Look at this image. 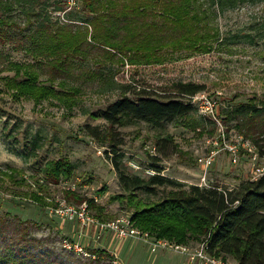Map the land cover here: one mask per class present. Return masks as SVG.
I'll return each mask as SVG.
<instances>
[{
    "label": "rangeland",
    "instance_id": "374dc122",
    "mask_svg": "<svg viewBox=\"0 0 264 264\" xmlns=\"http://www.w3.org/2000/svg\"><path fill=\"white\" fill-rule=\"evenodd\" d=\"M66 1L0 0V21L4 24H0V217L36 224L38 228H31L29 236L51 241L44 247H52L55 252L75 251L76 245L81 252L75 251V256L84 260L91 256V251L99 249L108 255V263L120 264L111 245L133 239H119L95 227L81 229L76 223L55 216L52 207L33 203V197L45 198L56 207L65 201L66 191H73L79 197L94 200V206L88 207L89 214L102 222L132 214L124 205L109 201L111 196L123 193L112 167L113 155L107 144L87 136L84 127L104 129L105 122L94 116L119 98L117 84L135 85V81L152 88L174 81L203 84L205 91L195 96L204 95L214 102L215 117L200 108L199 98L189 99L194 111L176 122L164 123L162 130L143 122L116 130L122 141L118 150L127 174L144 178L151 176L148 172L155 174L151 160L157 155L155 139L169 135L178 152L157 164L162 176L185 185H218L227 189L258 179L255 169L264 167V158L257 153L256 161H252L250 153L242 148L244 143L251 142L239 132L236 122L228 121L222 112L247 102L264 101V39L253 32L264 23V2L240 0L233 8L220 9L209 0H196L190 6L202 18L200 25H205L207 33L210 29L218 30L228 43H232L234 36L240 41L251 35L253 44L218 46L211 40L209 51H173L170 47L161 52L167 59L165 65L139 67L108 61L103 49L85 47V57L72 58L69 64L65 62L53 69L51 58L32 53L28 34L41 23L50 27L59 22L69 23L65 15L69 12L70 19L75 21L91 18L79 3L68 10ZM23 68L33 69L30 72L38 76L36 85L51 88L53 95L42 99L25 95L16 100L14 84L9 86L12 81L30 79L23 75ZM34 143L39 145L36 151L31 150ZM227 147L236 148V163ZM211 152H217L211 165L200 164L199 160ZM58 159L72 164L74 174L70 179L52 183L44 178L42 170L46 162ZM169 191L168 187H157L153 194L140 191L137 195L152 202ZM64 244L72 248H65ZM196 246L198 243L188 244L190 250ZM148 250L154 255L159 253L151 252L149 247ZM167 256L169 264H200L188 254Z\"/></svg>",
    "mask_w": 264,
    "mask_h": 264
},
{
    "label": "trees",
    "instance_id": "16d2710c",
    "mask_svg": "<svg viewBox=\"0 0 264 264\" xmlns=\"http://www.w3.org/2000/svg\"><path fill=\"white\" fill-rule=\"evenodd\" d=\"M195 1L76 0L75 5L81 4L91 18L75 21L70 19L72 12H65L69 18L67 24L59 22L50 27L41 23L28 34L29 47L35 56L51 58V68L56 69L57 65L69 64L72 58L85 57V47L103 49L108 61L139 67L165 65L167 59L161 52L170 47L173 51L190 48L209 51L211 40L218 46L239 42L253 44L251 35H245L240 41L234 36L232 43H228L218 30L210 29L207 33L205 25H200L202 18L190 7ZM209 1L224 9L233 8L240 0ZM0 24L4 25L3 21ZM253 32L257 38L264 39V23ZM32 70L23 68V75L30 79L12 81L9 86L14 84L16 100L25 95L36 99L53 95L51 88L36 85L38 76L30 72ZM134 83L117 84L119 98L94 116L105 122L104 129L84 127L87 136L102 145L107 144L113 155L112 167L123 193L111 196L109 201L124 205L132 212V226L155 239L185 246L190 242H205L207 253L223 262L264 264V174L233 189L185 185L162 176L157 164L178 152L169 135H158L155 139L157 155L151 157L154 175L144 178L126 173L118 150L122 141L116 130L139 122L162 130L164 123L176 122L192 113L194 107L189 99L206 89L205 85L191 81H174L158 88ZM222 113L228 121L236 122L239 132L251 142L259 157L264 158V101L247 102ZM38 147L34 143L31 150L36 151ZM42 173L44 178L57 183L61 178L70 179L74 167L67 160H50L44 164ZM157 187H168L170 191L152 202L137 195L140 191L153 194ZM64 199L67 203L80 205L85 201L89 208L94 206L93 199L79 197L73 191H66ZM32 201L42 207H55L42 197L35 196ZM31 228L38 227L29 221L0 217V264H111L107 262L106 252L99 249L91 251L89 258L80 260L75 251L55 252L52 247L45 248L44 244L51 241L31 238Z\"/></svg>",
    "mask_w": 264,
    "mask_h": 264
},
{
    "label": "built area",
    "instance_id": "2783aa9c",
    "mask_svg": "<svg viewBox=\"0 0 264 264\" xmlns=\"http://www.w3.org/2000/svg\"><path fill=\"white\" fill-rule=\"evenodd\" d=\"M68 10H71V7L75 6V0H67ZM197 96H193L190 100H196ZM200 103L204 108L207 115L215 117L214 114V102L209 100L206 96L202 95L200 98ZM242 148L245 149L251 155V159L253 162L256 161L257 152L255 147L250 143H244ZM228 152L231 153L233 163H236V148L235 147H227ZM217 155V152H211L207 157H204L199 160L200 164H203L205 167L211 165L214 156ZM256 175L261 177L264 174V167L257 168ZM148 174L154 175V172H148ZM205 187H207L205 185ZM88 206L86 202H82L78 207L74 205L67 204L65 201L60 202L56 207L51 209V212L57 216L64 218L65 221L74 222L80 226L81 229H88L89 227H95L100 232H109L116 235L119 239H133L142 241L145 243L150 249L151 252H170L177 254H188L190 259L193 261H197L200 264H233L230 262H223L221 259L210 256L206 251L205 242H201L194 248L190 250L188 246L178 245L173 242H169L163 239H155L151 237L148 233L141 232L134 228L131 223V215L126 214L125 216L116 218L114 220L108 222H102L94 219L93 216L89 214ZM64 247L71 249L70 245L64 244ZM73 250L76 252H81V250L74 245Z\"/></svg>",
    "mask_w": 264,
    "mask_h": 264
},
{
    "label": "crops",
    "instance_id": "0c3cea01",
    "mask_svg": "<svg viewBox=\"0 0 264 264\" xmlns=\"http://www.w3.org/2000/svg\"><path fill=\"white\" fill-rule=\"evenodd\" d=\"M107 243L108 241L106 239V246L108 245ZM113 247L116 259L120 264H169L167 254L170 253L159 252L156 255L151 254L145 244L135 240H125L120 245H111L110 248L113 249ZM230 263L235 264L231 260Z\"/></svg>",
    "mask_w": 264,
    "mask_h": 264
}]
</instances>
